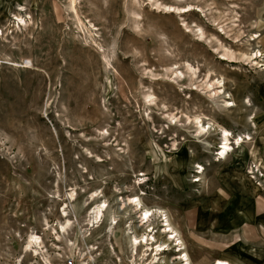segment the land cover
I'll return each mask as SVG.
<instances>
[{
	"label": "rangeland",
	"instance_id": "rangeland-1",
	"mask_svg": "<svg viewBox=\"0 0 264 264\" xmlns=\"http://www.w3.org/2000/svg\"><path fill=\"white\" fill-rule=\"evenodd\" d=\"M74 2L0 0V264H264V0Z\"/></svg>",
	"mask_w": 264,
	"mask_h": 264
},
{
	"label": "bare ground",
	"instance_id": "bare-ground-1",
	"mask_svg": "<svg viewBox=\"0 0 264 264\" xmlns=\"http://www.w3.org/2000/svg\"><path fill=\"white\" fill-rule=\"evenodd\" d=\"M74 1L75 0H72V2H74ZM158 7L159 8H162L163 7L162 9L164 11H166V12H174L175 9H176V7L171 6V5H164L162 7H161V5H158ZM20 20L22 22L24 19L23 18H20ZM259 56H261V55H259ZM222 58L223 59H228L225 54H224V56ZM256 58H257V56H256ZM193 74H196V72L194 71ZM216 83H218V85H216V87H214V88H218L217 90L215 89L216 92H217V94L220 97H223V94L226 93V91H225V82L223 80H217ZM191 90H192V88H191ZM214 94H216V93H214ZM225 97H227V94H226ZM147 100H148V102L150 104L154 103V99L152 98V95H147ZM225 102H226V105L225 106H230L231 107L233 105V102H230V97H227V100H225ZM196 120H197V124L196 125H197V133H198V136H201V135H209L210 134V131H212V126H211L210 122H208L209 124L206 125V123L203 122V119L201 117H199V116L196 117ZM212 125H213V123H212ZM215 129H217V128H215ZM219 129H220V127H219ZM220 131H221V135H222V139H223V143H222L223 146L220 148V149H222V151L219 153V157L221 159V158H226L227 155H228V153H229V151H230V149H232V147H231V144H232L231 143L232 133L230 132L229 129L224 128V127H222L220 129ZM237 142L240 143L239 141H237ZM198 168H202V170L199 171L200 173H202L203 172V166H199ZM198 181H201V178H198L197 180H195V182H198ZM137 204H139V203H137ZM136 207H137V205H136ZM102 208H103V206L100 205L99 208H98V210L96 211V215H95V219L96 220H98L99 217L101 216L100 214H101ZM143 211H144L143 214H142L143 219H144V221L148 222L150 219H152L151 217L153 216V211H151L149 209H145ZM167 226H169V233H171V237L170 238H173L175 240L176 246H179L180 248H184V241L179 237L178 231L171 225V223H168ZM142 241H143V239L138 238V237H135L132 242H133V245H137L138 242L141 243ZM164 246H165V244H164ZM169 248L170 247H168L166 249H169ZM161 250H165V248L160 247V248L156 249L155 251L159 252ZM183 252H185L184 249L180 251V257L179 258L181 259L182 262H184V264H191L188 253L187 252L183 253ZM214 264H233V263L230 260H227V259H218L217 260V263H214Z\"/></svg>",
	"mask_w": 264,
	"mask_h": 264
}]
</instances>
